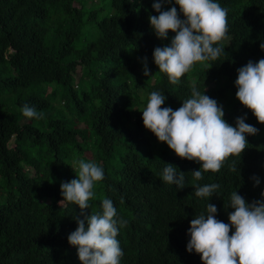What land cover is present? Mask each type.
Instances as JSON below:
<instances>
[{
	"label": "trees",
	"instance_id": "1",
	"mask_svg": "<svg viewBox=\"0 0 264 264\" xmlns=\"http://www.w3.org/2000/svg\"><path fill=\"white\" fill-rule=\"evenodd\" d=\"M156 2L0 0V264H82L68 241L81 210L63 200L60 188L77 178L81 159L105 174L86 211L101 212L109 198L127 221L117 236L119 264H203L187 251L190 221L211 203L216 219L230 223L233 191L249 204L264 200V124L237 99L235 83L238 69L264 59V0H216L228 11L224 52L196 63L176 85L154 62V50L175 36L158 38L150 25L149 17L159 15ZM173 6L179 13L175 0L162 10ZM145 57L150 76L143 74ZM193 84L222 106L228 124L245 117L258 129L246 134L240 156L200 181L192 172L201 164L178 157L142 119L151 92L175 111L191 98ZM25 104L43 119L25 117ZM233 162L237 172L230 171ZM166 164L185 174L183 189L162 180ZM210 183L220 185L216 194L195 195V185Z\"/></svg>",
	"mask_w": 264,
	"mask_h": 264
},
{
	"label": "clouds",
	"instance_id": "2",
	"mask_svg": "<svg viewBox=\"0 0 264 264\" xmlns=\"http://www.w3.org/2000/svg\"><path fill=\"white\" fill-rule=\"evenodd\" d=\"M172 0H158L153 8L158 16L149 21L158 38L167 39L169 31L175 33L170 46L154 50V62L160 72L167 74L171 84L180 83L196 63L215 61L224 52L221 42L228 35V11L216 0H175V6L162 10ZM183 14V19L180 18ZM264 49V44H261ZM210 69V68H209ZM143 74L150 76L147 58L143 61ZM237 99L252 111L259 123L264 124V59L257 63L249 61L238 69L236 80ZM166 97L160 92L150 94L146 108L142 111L144 127L160 142H164L181 159L197 161L201 168L192 172L195 181L204 179V172H219L230 156H240L248 145L246 134L258 132L245 123V117L237 118L233 127L224 119V111L217 101L201 93L195 84L191 87V98L185 100L177 110L162 107ZM22 114L29 119H43V112L25 104ZM163 169L162 180L185 187V174L171 164ZM77 178L61 183L63 200L79 206L80 217H76L77 228L68 241L77 247L82 264H119L123 251L117 236L127 221L117 216L113 201L104 198L101 212L90 213L89 201L94 197V186L104 179V169L94 161H78ZM230 171L237 172L235 162ZM256 184H259V179ZM220 189L218 183L195 185V195L210 198ZM264 196V193H262ZM62 200V201H63ZM228 215L230 223L216 219L217 207L207 204L206 214L190 221V241L187 251L200 254L203 264H264V200L251 204L233 191ZM231 228L235 231L230 235Z\"/></svg>",
	"mask_w": 264,
	"mask_h": 264
},
{
	"label": "rangeland",
	"instance_id": "3",
	"mask_svg": "<svg viewBox=\"0 0 264 264\" xmlns=\"http://www.w3.org/2000/svg\"><path fill=\"white\" fill-rule=\"evenodd\" d=\"M99 6V4H94V7H98ZM99 18L101 17L100 15L98 16ZM88 35V32L86 31V29H85V31H84V36H87ZM82 39H83V37H82ZM78 75H79V71H77V74H76V76H75V78L77 79L78 78ZM3 99L5 100V99H7L6 97H3Z\"/></svg>",
	"mask_w": 264,
	"mask_h": 264
}]
</instances>
